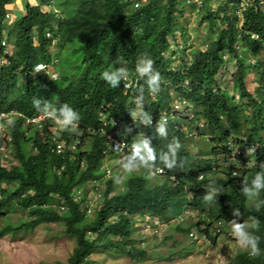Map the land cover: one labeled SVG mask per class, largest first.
Listing matches in <instances>:
<instances>
[{"label":"trees","instance_id":"16d2710c","mask_svg":"<svg viewBox=\"0 0 264 264\" xmlns=\"http://www.w3.org/2000/svg\"><path fill=\"white\" fill-rule=\"evenodd\" d=\"M214 1L203 0L198 11L196 3L186 0H146L137 8L129 0H26V14L9 23L6 16L16 0H0V56L4 39L13 49L9 66L0 70V112L36 116L40 112L33 100L38 98L56 107L67 103L80 115L77 132L64 131L62 137L68 143H80L75 151L66 149L62 155L51 152L57 131L51 119H46L43 130L26 126L23 118L11 125L16 162L4 165L0 159V217L15 206L27 218L16 227L7 226L2 234L63 224L66 235L76 242L66 264H93L95 253L144 262L150 253L134 237L138 216L147 214L169 222L190 210L201 216L199 220L188 228L178 224L175 232L187 237L197 230L216 241L235 218L232 208H238L239 222L249 216L259 219L255 235L260 237L262 254L251 257L247 251L240 252L233 264H264V207L254 210L242 195L245 178L219 172L218 158L207 166L210 161L194 157L176 119L168 123V138L159 139L154 127L140 124L131 115L140 87L144 88V110L157 117L162 111L170 112L173 91L188 102V114L194 115L190 120L184 115L182 121L217 145L213 149L216 157L223 148L226 151L232 138L242 150L256 147L252 157L258 165L247 179L264 170V0H253L242 20L228 5L213 7ZM196 12L198 27L207 25L208 35L199 48L188 46L186 27ZM144 53L154 60L164 81L157 95H151L135 73L136 60ZM117 56L123 58L122 64L113 63ZM40 64H49L57 78L35 74ZM113 67H125L129 78L139 79V85L126 90L122 81L119 87H111L101 73ZM101 114L108 122L107 133L115 132L111 123L118 120L119 138L132 145L143 134L151 139L157 154L166 150L173 137L178 138L183 167L165 169L166 176L156 179L131 175L120 192L113 193L114 179L108 181L102 201L88 216L90 183L103 176V153L109 150ZM211 181L223 189L217 204H205L202 199ZM260 196L264 199V191ZM219 223L220 233L216 232Z\"/></svg>","mask_w":264,"mask_h":264},{"label":"clouds","instance_id":"9594fccd","mask_svg":"<svg viewBox=\"0 0 264 264\" xmlns=\"http://www.w3.org/2000/svg\"><path fill=\"white\" fill-rule=\"evenodd\" d=\"M7 17L8 15L6 16V21H7ZM51 37H48V38H51ZM113 63L122 64L123 58L120 56H117L116 60ZM43 65H46L47 68L41 71L38 67L43 66ZM50 67L51 66L49 64H40L35 67L34 73L35 74L47 73L50 78H57L58 73L55 71H51ZM36 69H37V72H36ZM15 72H17V74L19 73L18 71H15ZM135 73L138 75L139 78L145 81L147 90L151 95H157L162 90L161 86L164 81L161 76V73L156 70L154 60L147 53L141 54L137 58L136 64H135ZM129 76H130V73L125 67H118V68L113 67L111 70H105L101 73V78L113 88L119 87L122 81L124 82L125 87H128L129 86V83H128ZM143 93H144V88L140 87L138 89V94L136 95L135 100H134V103L136 104V108L131 112V115L133 119L138 120L140 124H143L145 126H151L153 123V118H152V115H150L147 111L144 110ZM236 98L237 99L239 98L238 95H236ZM33 105L36 108V110L40 112V114H42L48 119H51L54 122V124L57 125L61 130L70 131L72 133L77 132L78 127H79L80 115L69 104L63 103V104H60L59 107H56L52 101L50 102V101L35 98L33 100ZM188 109H190L189 106L186 107V109H184L182 112H180L177 115L178 118L176 120L182 124L181 131L186 135L187 139L192 140L194 138H197V136H200V135L197 129L190 130L189 127L186 125V123L182 121L181 117L184 115L185 116L188 115L187 116L188 120L193 118L194 115L192 113L188 114ZM170 110H171V105H170ZM26 118H30V117H26ZM168 123H169L168 119L163 115L156 121V126L154 128H155V133H156L157 138L159 139L168 138ZM8 124L10 126V134L12 136L11 125H13V121L9 120ZM25 125H26V120H25ZM201 126L202 124H200V127ZM2 128H3V125H0V129ZM12 139H13V136H12ZM75 141L76 140H74L73 142ZM107 145H108L109 150L104 151V153L106 152L105 154L103 153L104 155L103 164L100 169L103 176L99 177L98 179H94L93 181L103 178L106 170H110L111 176L109 179H106L105 183L101 184L100 190H101L102 197L99 200L97 201L93 200L94 197L91 195L92 190L89 187V190H90L89 200L92 199L94 207L92 208L93 212L89 214L88 212L89 205L88 206L86 205L88 216H91L94 213V209H96L97 204L102 201L103 199L102 189L105 188L108 181L114 179V182L116 184H120L123 179L122 175L118 174L117 176H115L113 169H111L109 165H107V162H106L110 154H116V155L117 154L121 155V154L113 152L108 143ZM181 147L182 145L179 139L176 137H173L167 143L166 150H161L159 154H157V151L153 147L151 139L141 134L140 137L132 143L131 151L126 155H121L120 167L122 168L123 173L127 175H131L140 169H144L146 170L149 179L160 178V177L166 176L167 174L166 171H165V174L163 175H159V176H156V175L158 173H162L165 169L172 171L178 167L180 168L183 167V161L179 159V155H178ZM13 149H14V145L12 141V149L9 151L7 158L8 159L12 158L13 161L11 162L9 160L7 162L8 164L3 163L2 161L4 165H11L16 162V159L13 156ZM225 149L226 151L223 148L222 153L219 154L217 157L219 159L217 163L219 172L226 171L231 174L232 178H235V179L245 178L243 179L242 184H241V193L245 197V199L249 202L250 206L254 210L259 211L262 207H264V199H262L260 196L261 192L264 191V170L258 171L250 181L247 179L249 175V171L257 167L258 165L254 157H252V154H254L256 151V147L252 146V147L247 148L246 150H242L238 146L235 145L234 139L230 138L228 143L225 145ZM237 151H240V154H237ZM1 156L3 155H0V159L2 160ZM157 161H159V164H162L163 167L158 166ZM261 168L264 169V164H261ZM198 178L199 180H202L203 175H200ZM169 179L173 183L177 181L174 176H171ZM123 189L124 187L122 188V190ZM115 191L120 192L117 190V187L115 190H113V193ZM222 191H223L222 188L217 187L215 185V182L211 181L209 185L206 187V193L202 197L204 203L205 204H213V203L217 204V197L221 194ZM113 193H111L110 196ZM78 200L79 202H81L80 198ZM191 212L193 211L185 210L183 214L180 215L179 217L190 216L192 215ZM232 215L233 217H235L234 219L229 221L232 237L234 238V240L237 242V244L241 248L245 249L248 252V254L251 257H259L262 254L260 246H259L260 237L255 235V232L259 231V226H260L259 219L255 216H249L248 220L239 222L238 218L241 216V213L238 208H232ZM155 222H158V225H156ZM169 223L170 221L165 222L157 217L145 214L143 216H138L136 218V229L139 228V226H141L143 228L144 234H147V235L153 234V236L155 237H161V230H164V228L167 227V224ZM148 225L151 226V229L149 231H146V228ZM220 226L221 225L219 223L216 227L217 229L216 232L218 233H220L221 231ZM192 232L198 234L202 238H208L205 234H200L197 230H192L190 233ZM189 235L190 234H188L187 236L188 238H189ZM189 240L191 243H195L198 241V237H197V240L195 241H191L190 238Z\"/></svg>","mask_w":264,"mask_h":264},{"label":"rangeland","instance_id":"374dc122","mask_svg":"<svg viewBox=\"0 0 264 264\" xmlns=\"http://www.w3.org/2000/svg\"><path fill=\"white\" fill-rule=\"evenodd\" d=\"M26 0H16V6L10 11L7 21L12 23L16 19L26 14ZM56 3V1L54 2ZM218 0L214 1V6ZM55 7L50 8L54 11ZM199 13L190 16L188 21V46L199 48L207 41V25L198 27ZM185 20V19H184ZM74 57H71V62ZM179 63L176 59L175 63ZM228 78V76H227ZM253 81L250 85L252 86ZM192 155L200 160L210 161L207 166L213 165L217 157L213 154V149L217 146L207 137L194 138L188 141ZM3 163L13 159L1 156ZM121 155L110 154L106 160L107 165L114 171V175H122L120 184H116L117 190L121 191L126 180L131 175L144 174L148 177L146 170L140 169L131 175L123 173L120 167ZM204 163V162H203ZM202 163V165H203ZM8 164V163H7ZM226 180V178H224ZM153 181V180H152ZM192 215L178 217L171 220L164 230H161V237L153 234H144L143 228L139 226L135 230L134 237L143 241L141 245L150 253L147 261L136 262L129 257L114 255L112 253H95L91 256L93 264H233L234 258L240 252L246 251L241 248L231 235V227H225V235L216 241L202 238L198 234V241L191 243L189 238L175 232L176 226L188 228L191 224L199 220V214L191 212ZM27 215L17 207L0 217V264H66L72 255L76 242L65 233L63 224L40 225L33 230H24L18 233L2 231L7 226L16 227L26 220ZM90 220V218H88Z\"/></svg>","mask_w":264,"mask_h":264},{"label":"built area","instance_id":"2783aa9c","mask_svg":"<svg viewBox=\"0 0 264 264\" xmlns=\"http://www.w3.org/2000/svg\"><path fill=\"white\" fill-rule=\"evenodd\" d=\"M134 4V6L137 8L142 3H145L146 0H129ZM253 0H218V4L222 5H228L231 7L233 13L235 16L238 17L239 20L243 19L244 13L247 11V9L251 6V3ZM187 4L190 3H196L198 11L203 8V0H186ZM217 4V5H218ZM216 5V6H217ZM47 37H51V34L48 33ZM253 39H257L258 36L255 34H252ZM2 47L4 48V53L0 56V70L4 67H8L10 62L8 60V56L12 55V47H9L7 45V42L4 40L2 42ZM41 71L46 69L47 66H39L38 67ZM37 72V69H36ZM17 74V72H15ZM139 79L132 80L129 78V86L125 87V84L123 82V86L126 90H131L133 88H136L139 84ZM171 96L173 97V101L171 103V110L168 111H162L159 113L158 117L152 115L153 123L151 126H156V121L163 115L165 116L168 121L170 122L171 119H177V115L182 112L186 107H188V102L175 94V92H171ZM103 118V129L102 133L106 138L107 143L111 147L112 151L115 153H119L121 155H126L131 151V146L128 142L125 140H122L119 138V129H120V122L118 120H113L111 123L113 128L115 129V132L113 133H107L105 131V128L108 126V122L105 120V117L103 114L101 115ZM17 118H23L26 120V126H34L37 127L40 130H43L45 128V122L46 117L42 114L36 115L34 117L26 118L22 114H19L17 112L11 111V112H2L0 113V125H3V128L0 129V155H3L5 157H8L9 151L12 149V136L10 134V126L8 124V121H15ZM55 125V124H54ZM57 131L55 132L54 136H52V146H51V152L56 155H62L66 151V149H71V151H75L77 149L78 141H75L71 144H69L65 139H63V130H61L57 125L55 126ZM106 153V152H105ZM104 153V154H105ZM237 154H240V151H237ZM63 170V169H61ZM58 171V174H60V171ZM165 174V170L162 173H158L156 176ZM111 176L110 170L105 171V175L103 178L99 180H95L90 184V188L92 190L91 195L94 197L93 200L97 201L102 197L101 194V184L105 183L106 179H109ZM89 206H88V212L91 214L93 212L92 208L94 207L92 199L89 200ZM62 210H65L62 208ZM156 225H158V222H155ZM151 229V226L148 225L146 228V231H149ZM189 238L191 241L197 240L196 233L192 232L189 235Z\"/></svg>","mask_w":264,"mask_h":264}]
</instances>
